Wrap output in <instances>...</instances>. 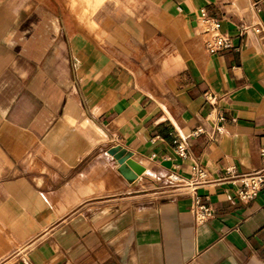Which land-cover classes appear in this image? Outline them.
<instances>
[{"label": "crops", "instance_id": "1", "mask_svg": "<svg viewBox=\"0 0 264 264\" xmlns=\"http://www.w3.org/2000/svg\"><path fill=\"white\" fill-rule=\"evenodd\" d=\"M202 7L236 48L205 50ZM257 22L264 0H134L90 31L54 0H0V264H264V188L246 203L239 184L198 187L214 210L198 223L170 179L262 168Z\"/></svg>", "mask_w": 264, "mask_h": 264}, {"label": "built area", "instance_id": "2", "mask_svg": "<svg viewBox=\"0 0 264 264\" xmlns=\"http://www.w3.org/2000/svg\"><path fill=\"white\" fill-rule=\"evenodd\" d=\"M198 21L204 47L208 53L213 54L237 47L234 36L222 29L220 19L211 15L207 8L202 7L199 10ZM249 27V25L241 24L240 35ZM253 28L257 32H264V26L259 22L255 23ZM205 97L212 107L210 115L216 113V119L220 123H224L227 117L225 111L219 104L221 97L213 91H207ZM219 128L220 126L217 127L218 130ZM205 132L206 130L203 127H197L189 136L195 137ZM189 136H182L179 134L175 136V153L181 158L190 156ZM260 155L264 163V147L261 148ZM170 179L176 187L187 186L192 189L194 193V213L196 221L198 223H204L214 216V210L212 205L196 192L198 187L221 181L239 184L237 188L239 199L246 203L250 202L255 199L264 188V164L261 169L248 172H241L235 164H230L224 168L217 178H214L205 165L199 161H195L192 167V175L189 179H183L178 174H172Z\"/></svg>", "mask_w": 264, "mask_h": 264}, {"label": "rangeland", "instance_id": "3", "mask_svg": "<svg viewBox=\"0 0 264 264\" xmlns=\"http://www.w3.org/2000/svg\"><path fill=\"white\" fill-rule=\"evenodd\" d=\"M134 0H54L66 14L67 27L76 24L84 30H99L106 23L108 12L122 11Z\"/></svg>", "mask_w": 264, "mask_h": 264}]
</instances>
